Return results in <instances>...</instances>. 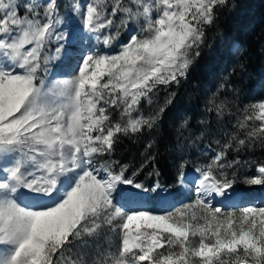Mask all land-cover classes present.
Returning a JSON list of instances; mask_svg holds the SVG:
<instances>
[{
  "label": "snow or ice",
  "instance_id": "obj_1",
  "mask_svg": "<svg viewBox=\"0 0 264 264\" xmlns=\"http://www.w3.org/2000/svg\"><path fill=\"white\" fill-rule=\"evenodd\" d=\"M236 7L233 0H0V264H264V201L245 203L236 189L264 186V165L242 177L240 161L227 159L233 142L264 148V98L243 108L237 127L245 138L223 142L190 179L188 142L211 144L217 129L194 126L172 91L188 80L219 12ZM218 35L229 54L243 55ZM161 89L163 102L141 114ZM225 108L210 111L223 117ZM137 135L146 136L142 163L114 159L120 137ZM161 144L177 157L172 185L159 180ZM147 164L156 179L146 183ZM105 230L118 238L107 251Z\"/></svg>",
  "mask_w": 264,
  "mask_h": 264
},
{
  "label": "trees",
  "instance_id": "obj_2",
  "mask_svg": "<svg viewBox=\"0 0 264 264\" xmlns=\"http://www.w3.org/2000/svg\"><path fill=\"white\" fill-rule=\"evenodd\" d=\"M233 3L238 7L235 10L220 11L215 25L207 29V46L201 48V55L193 65L188 80L182 81L178 88L176 86L172 88V91L178 93V106L188 109L194 126L197 121H205L217 129L211 144L207 138L197 140L195 145L192 141L188 142L189 151L186 158L189 161L197 159L198 153L195 151L198 148L208 147L210 150L208 157L211 158L212 151H219L223 142H232L233 137L245 138V133L237 127V122L242 119L246 104L261 99L256 95V87L264 71V0H233ZM220 32L245 49L242 56H238V53L229 54L228 49L221 45L218 35ZM238 59L240 63L246 65L245 71H241ZM230 73L232 74L229 75ZM244 82H248L249 90L243 86ZM221 84L225 87L221 88ZM211 87L217 88V91L210 93ZM233 89H237L238 92ZM160 92L159 100L162 103L168 90L161 89ZM222 102L226 105L225 115L217 117L214 111L210 110ZM163 131L165 137L170 138L171 122L167 117ZM145 140L146 136L140 135L120 137L113 158L138 167L143 161ZM160 151L161 155L156 162V167L160 171L159 180L163 185H172L177 175L175 167L177 157L170 152H165L163 144ZM227 159L240 161L238 165L240 176L253 177L259 166L264 165V148H261L258 142L254 147L250 145L246 149L238 148L233 142ZM197 166L199 165L189 163L186 170ZM152 168V164H147L140 179L146 183L156 179L148 177V172ZM236 187L251 193L255 192V185L249 187L238 184ZM253 201L255 199L252 195H248L245 199V202L249 204Z\"/></svg>",
  "mask_w": 264,
  "mask_h": 264
},
{
  "label": "rangeland",
  "instance_id": "obj_3",
  "mask_svg": "<svg viewBox=\"0 0 264 264\" xmlns=\"http://www.w3.org/2000/svg\"><path fill=\"white\" fill-rule=\"evenodd\" d=\"M61 2L63 3V0H61ZM110 2H111V0H109V3ZM120 40L123 41V42H127L128 34H127L126 31L122 30L121 36H120ZM114 47L118 50V45H114ZM55 63H57V62H53V64H55ZM50 69L53 72L57 71V69H55V67H53L52 65H50ZM243 86L247 90H249L248 82H244ZM256 88H257V92H256L257 97L264 98V71L261 74V77H260V79L258 81V84H257ZM214 91H217V88L211 87L210 90H209L210 93L211 92L213 93ZM160 93L161 92L159 91L153 96V104L152 105H149L146 102H142V105H141V108H140V113L141 114L147 116L155 109L156 105L160 103V100H159ZM113 119L114 120L119 119V113L118 112L113 113ZM249 124L251 125L252 122L250 121ZM255 124L259 126L260 121H255ZM202 149H208V147H203ZM195 152L198 153L197 159L190 160V163H192V161H195V164H198L200 166V165L210 161V158L208 157V152H210L209 149H208L207 152H203V151H201V148L200 149L198 148ZM212 152L214 154L215 151L213 150ZM186 171L194 172V168L186 170ZM256 175H257V171H256ZM236 189H237V191L241 192L242 194H245L246 197L248 195H254L255 201L251 202L250 204H259L261 201H264V186L255 185V189H254L255 192H253V193H251L249 191H246V190L238 189L237 187H236ZM117 244H118V238H117L116 234L109 233L107 230H105V232L101 234V246L106 251L109 248L114 249Z\"/></svg>",
  "mask_w": 264,
  "mask_h": 264
},
{
  "label": "bare ground",
  "instance_id": "obj_4",
  "mask_svg": "<svg viewBox=\"0 0 264 264\" xmlns=\"http://www.w3.org/2000/svg\"><path fill=\"white\" fill-rule=\"evenodd\" d=\"M197 174H198V173L191 172L190 179H195V177L197 176Z\"/></svg>",
  "mask_w": 264,
  "mask_h": 264
}]
</instances>
